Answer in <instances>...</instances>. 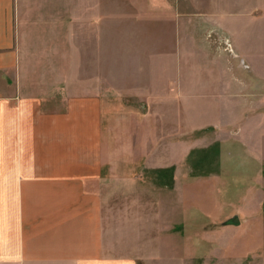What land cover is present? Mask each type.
<instances>
[{"label":"crops","instance_id":"1","mask_svg":"<svg viewBox=\"0 0 264 264\" xmlns=\"http://www.w3.org/2000/svg\"><path fill=\"white\" fill-rule=\"evenodd\" d=\"M135 1L145 14L190 22L189 32L220 29L247 65H190L194 78L178 85L189 89L191 114L201 119L197 129L264 126V0ZM102 5L0 0V264H151L141 254L148 229L142 205L151 193L139 183L142 176L133 175V159L102 157L103 129H150L151 111L104 101L96 69L88 81H78L75 95L68 83L71 23H94V37L100 36ZM38 28L45 33L36 34ZM164 117L158 111L157 129H166ZM160 190L154 198L157 239L165 237L160 228L167 224ZM119 239L136 248L118 255L109 246Z\"/></svg>","mask_w":264,"mask_h":264},{"label":"rangeland","instance_id":"2","mask_svg":"<svg viewBox=\"0 0 264 264\" xmlns=\"http://www.w3.org/2000/svg\"><path fill=\"white\" fill-rule=\"evenodd\" d=\"M135 4L103 0L96 38L94 23H71L68 83L75 95L78 81H88L96 69L104 101L126 110L151 111L150 129L121 127L103 129L102 134L103 159H133V175H141L139 183L151 193V201L142 205L148 229L141 254L151 264H264V126L197 129L201 119L191 114L189 89L181 91L178 85L194 78L192 63L238 61L245 69L247 65L234 49L223 50L219 39L227 35L220 29L206 26L189 32L190 22L148 15L142 3ZM37 30L36 34L45 33ZM143 30L148 36L142 37ZM158 111H164L160 120L166 129H157ZM163 162L165 170L153 167ZM117 170L124 168L118 165ZM159 190L166 195L167 224L160 228L165 237L157 239L154 198ZM234 216L240 220L238 226L223 225ZM131 245L119 239L109 247L121 255L136 248Z\"/></svg>","mask_w":264,"mask_h":264},{"label":"built area","instance_id":"3","mask_svg":"<svg viewBox=\"0 0 264 264\" xmlns=\"http://www.w3.org/2000/svg\"><path fill=\"white\" fill-rule=\"evenodd\" d=\"M219 42H220V45H223V50L228 51L230 53H234L230 39L227 36H225L222 39H219Z\"/></svg>","mask_w":264,"mask_h":264},{"label":"water","instance_id":"4","mask_svg":"<svg viewBox=\"0 0 264 264\" xmlns=\"http://www.w3.org/2000/svg\"><path fill=\"white\" fill-rule=\"evenodd\" d=\"M240 223V220L237 216H234L230 219H228L226 222L223 223L224 226H238Z\"/></svg>","mask_w":264,"mask_h":264}]
</instances>
